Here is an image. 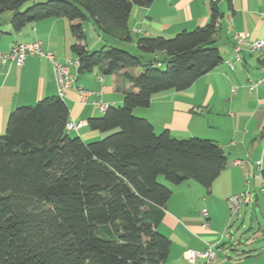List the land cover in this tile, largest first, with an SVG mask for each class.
<instances>
[{
  "label": "trees",
  "instance_id": "obj_1",
  "mask_svg": "<svg viewBox=\"0 0 264 264\" xmlns=\"http://www.w3.org/2000/svg\"><path fill=\"white\" fill-rule=\"evenodd\" d=\"M30 1L0 0V19L13 13L12 32L65 18L78 73L97 68L103 77L122 74L131 89L123 106L89 120L92 131L108 134L91 143L67 131L70 109L59 96L10 114L0 136V264H165L172 242L158 227L173 190L160 177L210 190L227 156L210 139L157 133L134 110L148 108L156 95L188 90L224 62L218 10L193 31L135 42L132 10L155 0H50L21 11ZM86 22L103 36L100 51L86 43ZM4 34L0 30V39ZM134 42L137 55L117 47Z\"/></svg>",
  "mask_w": 264,
  "mask_h": 264
},
{
  "label": "crops",
  "instance_id": "obj_2",
  "mask_svg": "<svg viewBox=\"0 0 264 264\" xmlns=\"http://www.w3.org/2000/svg\"><path fill=\"white\" fill-rule=\"evenodd\" d=\"M215 8L220 14L216 39L224 62L188 90L156 95L148 108L134 110V114L148 120L157 133L168 130L177 139H210L218 143L227 156L226 168L210 190L195 181L181 185L163 182L173 190L158 227L172 242L165 264H190L185 259L187 251L205 252L211 244H217L218 249L210 264H232V256L243 255L248 259L253 256L247 251L240 253V242L233 243L232 239L229 242L226 236H220V219L215 216H218V207L227 210L231 196L263 186L256 163H264V85L257 92H251L248 85L249 80L264 78V50L250 52L246 48L242 60L237 62L233 38L240 34L248 43L264 40V0H218L217 3L213 0H155L149 7H134L129 28L135 42L142 37L170 39L210 23ZM0 30L6 33L0 39V55L10 52L18 43L38 41L43 50L52 53L59 62L76 59L72 53L75 39L65 18L37 22L20 33L12 32L10 24L0 22ZM135 42L131 44L133 49ZM227 61L234 63L233 70ZM72 71L77 75V82L68 90L64 101L70 109L69 121L83 122L84 126L70 134L91 143L103 137L100 132L88 129L91 118L103 115L91 103L101 101L108 107L121 106L131 86L122 74L103 77L97 68L84 74L74 68ZM139 72L131 71L134 75ZM80 87L99 95L91 96L88 103L83 104ZM233 88H237L235 94ZM52 96H58V92L53 65L46 58L31 55L22 67L0 63V136L5 133L9 116L16 108L33 106ZM205 210L208 219L203 216ZM211 217L214 222L209 226L207 221ZM227 220L224 219V223ZM228 250L231 255L225 254ZM205 263L199 259L196 264Z\"/></svg>",
  "mask_w": 264,
  "mask_h": 264
},
{
  "label": "built area",
  "instance_id": "obj_3",
  "mask_svg": "<svg viewBox=\"0 0 264 264\" xmlns=\"http://www.w3.org/2000/svg\"><path fill=\"white\" fill-rule=\"evenodd\" d=\"M218 0H213L214 3H217ZM235 48H236V61L240 62L242 60V52L244 49H249L250 52H257L264 50V40H259L256 42L248 43L243 36L240 34H235L234 38ZM31 55H38L40 57L46 58L52 65L54 70V76L57 86L58 96L60 98H64L68 90L77 82V75L73 73L72 68L78 70L80 66V62L78 59L68 60L66 62H59L56 60L55 56L52 53L45 52L42 47L41 42H32V43H18L16 44L10 52L6 54L0 55V63L2 65L5 64H16L19 67L25 65L26 60ZM226 64L233 70L234 63L231 61H227ZM100 81L103 82V79L100 78ZM264 85V78L249 80V90L251 92H257L258 89ZM237 92V88H233L232 93L235 94ZM79 94L81 97V102L83 104H87L88 100L91 96L99 95L98 92L91 91L85 87L79 88ZM93 107L100 112H105L108 108L106 104H103L101 101H93L91 103ZM84 126L83 122L75 123L73 121H69L67 124V131H78ZM241 164V162H238ZM257 168L259 170V176L263 181V186L261 189V193H264V180L261 176V171L263 170L262 161H258L256 163ZM249 195L248 192L243 194H238L231 196L227 200V205L229 210L233 215H238L241 207L245 203L246 197ZM203 216L208 218V212L205 210L203 212ZM218 249L217 244L209 245L208 249L205 252H195V251H187L185 253V259L190 264H196L199 259L205 260V264H210L216 258V250Z\"/></svg>",
  "mask_w": 264,
  "mask_h": 264
},
{
  "label": "rangeland",
  "instance_id": "obj_4",
  "mask_svg": "<svg viewBox=\"0 0 264 264\" xmlns=\"http://www.w3.org/2000/svg\"><path fill=\"white\" fill-rule=\"evenodd\" d=\"M48 1L50 0H32L26 3L21 8V11L28 9L37 3H45ZM12 15H13L12 12L5 13L0 19V22L10 24L9 21ZM84 28L86 30V36H87L86 43H88V46L91 47L93 51H100L104 47L105 42L103 41V36L100 34L97 27L92 22H86L84 23ZM94 44L96 45L94 46ZM117 47L122 48L130 52L131 54H135V55L138 54L137 50L133 49L130 44L118 43ZM165 63L166 61L164 62V65L162 68H160V70H165L166 68ZM88 129L91 130L90 128ZM101 134L103 136L101 139H103L106 135H108L105 133H101ZM71 136L76 137L74 133L71 134ZM263 167H264V163H263ZM160 180L161 182H167L166 178L163 176L160 177ZM258 187L259 188H254V190L251 192L249 191L243 192V193L248 192L249 195L246 197L245 203L243 204V207L239 215H233L229 210V208H227L226 211H224L222 207L217 208L218 216H215L216 217L215 219L217 218L220 219V222L218 223V226L221 228L219 230L220 236L221 234H223L224 236L227 237V241L229 242L230 239H232L231 242L233 243L240 242L241 244L239 246L240 253L247 251L253 254V256L249 259L242 257L243 255L232 256V264H264V193H261L260 191L262 189L261 185H259ZM255 193H258V195H256ZM224 219H228L227 222L225 221L226 223H224ZM207 222L208 225L211 226L214 221L211 217V219H209ZM215 252H217V250ZM225 254L231 255L232 252L228 250L225 252ZM237 257H239L240 260L236 259Z\"/></svg>",
  "mask_w": 264,
  "mask_h": 264
}]
</instances>
